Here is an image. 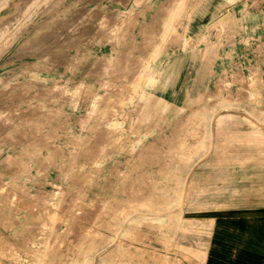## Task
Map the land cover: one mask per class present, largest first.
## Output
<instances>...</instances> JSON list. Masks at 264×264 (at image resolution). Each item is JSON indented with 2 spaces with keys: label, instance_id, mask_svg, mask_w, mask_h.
Segmentation results:
<instances>
[{
  "label": "rangeland",
  "instance_id": "1",
  "mask_svg": "<svg viewBox=\"0 0 264 264\" xmlns=\"http://www.w3.org/2000/svg\"><path fill=\"white\" fill-rule=\"evenodd\" d=\"M227 1L241 51L209 85L192 50L234 33L189 0H0V264H264L263 147L220 136L228 203L184 200L212 127L264 123V0Z\"/></svg>",
  "mask_w": 264,
  "mask_h": 264
},
{
  "label": "crops",
  "instance_id": "2",
  "mask_svg": "<svg viewBox=\"0 0 264 264\" xmlns=\"http://www.w3.org/2000/svg\"><path fill=\"white\" fill-rule=\"evenodd\" d=\"M227 0H189L187 3L188 10L186 14L192 13H199V14H210L215 13L216 16L211 19V22L214 21L217 25L221 26L222 28L227 29L229 32L234 33L232 40H225L226 38L220 37L221 41H214L212 43L203 45V46H194L195 49L192 50L193 53L198 55L199 57L204 55L205 53L212 52L213 58L210 62V75L197 73L194 74H184L180 77H194V78H203L204 80L207 78V82L209 85L211 84L212 80L214 82L217 78L222 75V69H227L232 64V58L238 59L239 54L241 51V47L239 44V40L243 39V36H239V30L244 25L243 18L239 17L235 14V12H231L227 5ZM185 6V7H186ZM164 11L160 10V12L165 13H174V12H183L184 9L181 11L173 10V7L166 6ZM168 8V9H167ZM171 8V9H170ZM226 8V9H225ZM248 25V23H247ZM238 35V36H237ZM241 37V39L239 38ZM224 39V40H223ZM216 43V44H215ZM181 52V51H180ZM184 52V51H183ZM175 53V52H174ZM170 57V56H169ZM215 70L214 73L212 71ZM173 76V75H172ZM213 78V79H212ZM206 81V80H205ZM190 88V87H189ZM189 88H185L182 93H176L177 101L176 104H179V107H185L187 109H203V106L198 108H189L187 104H190L194 101V98L190 97L189 95L192 93L197 94L196 96L202 95V93H206L205 87H194L190 90ZM180 95V96H179ZM180 101V102H179ZM198 103V102H197ZM200 103V102H199ZM198 103V105H200ZM184 104V105H183ZM206 125V122L198 123ZM235 135L237 139H245L244 146L245 149L253 148L256 146L263 147L264 149V123H256L250 122L246 125H221L216 124L212 127V132L209 133L210 137V154L205 157L199 164H197L195 171L192 175V183L189 185L185 190L184 200L187 203L188 209H195L198 208L201 203H207L209 206H216V205H224L228 203L229 192L230 188L236 187V185H232L229 183H221L216 184L215 181L219 178L227 179V176L210 173L208 172L210 167H215L217 164H221L223 160L226 161L227 157L232 154V147L234 146L231 142L222 143L219 139L220 136H229ZM201 137V135H198ZM206 136V134H205ZM240 137V138H239ZM236 146V145H235ZM212 180V182H211ZM210 193V194H209ZM210 195L213 197L212 200L204 201V195ZM220 196H225L223 199H217ZM187 224L182 222V229H187ZM199 229V227L197 228ZM230 243V242H229ZM258 249L261 253L264 252V234L261 236V240L258 242ZM205 254L202 255V259L204 260Z\"/></svg>",
  "mask_w": 264,
  "mask_h": 264
},
{
  "label": "bare ground",
  "instance_id": "3",
  "mask_svg": "<svg viewBox=\"0 0 264 264\" xmlns=\"http://www.w3.org/2000/svg\"><path fill=\"white\" fill-rule=\"evenodd\" d=\"M3 1H5V0H3ZM37 2H36V0H35V3L34 4H36ZM95 10V9H94ZM93 12V11H92ZM90 13H88V15H89ZM94 15V14H93ZM85 16V15H84ZM7 24H8V20L7 21H5L4 23H3V27H4V30L6 31V28H7ZM95 26V25H94ZM115 28H116V26L115 27H113V25H110L109 26V33L112 31H114L115 30ZM93 30V29H92ZM117 30V29H116ZM115 30V31H116ZM51 32V31H50ZM114 33H116V32H114ZM58 36V35H57ZM34 38V37H33ZM35 42V41H34Z\"/></svg>",
  "mask_w": 264,
  "mask_h": 264
}]
</instances>
